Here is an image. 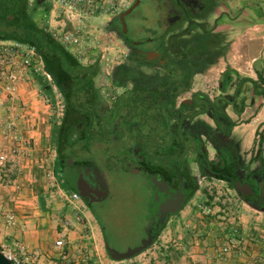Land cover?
<instances>
[{"label":"rangeland","instance_id":"374dc122","mask_svg":"<svg viewBox=\"0 0 264 264\" xmlns=\"http://www.w3.org/2000/svg\"><path fill=\"white\" fill-rule=\"evenodd\" d=\"M133 1L94 0L76 10H60L50 0H27L31 16L39 27L58 38L63 33L80 36L77 48L66 49L82 64L98 66L94 107L99 114L109 110L119 95L156 89L166 75L158 66L142 61L135 63L131 59L132 50L113 29L118 13ZM180 2L190 18L194 8L201 4L199 0L189 5ZM154 6L155 0H145L134 16L146 14L153 21ZM167 6L169 13L166 21L162 19L163 25L176 27L181 20L185 21L176 0L171 4L167 1ZM213 17L215 13L207 19L213 21ZM160 24L158 20V26ZM131 31L138 32V27L132 25ZM203 38L198 36L188 42L190 47L183 48V54L192 62L197 57L193 69L203 75L199 79V76L193 77L189 91H180L174 110L183 101L194 98L195 92L210 95L225 108L229 106L217 89L218 82H224V78L218 77L220 67L215 64V54H208L209 46H203ZM206 39L210 40V36ZM174 43L172 39V47ZM213 60L212 66L205 67V61L208 65ZM180 66L178 74L188 75L189 66ZM205 79H209V84ZM37 88L42 92L41 98H32L26 106L25 161L8 178H0V252L10 253L15 258L14 264H230L233 260L237 264H264V206L246 199L245 194L234 187L235 181L229 183L200 173L192 142L188 143L184 156L189 173L193 175V187L186 203L169 217L147 249L130 259L113 260L106 248L124 253L139 247L146 238L150 186L142 172L136 173L129 155H137L143 145L159 143V139L136 136L132 140L128 135H115L108 146L97 143L85 150L77 135H73L76 130L73 128L71 144L63 156L69 160L89 159L99 166L107 163L109 167L105 166L104 172L110 191L94 204L95 211L91 213L81 200L68 201L71 191L58 179L61 165L55 135L62 121L55 117V111L59 103L63 116L64 99L59 91L53 94L46 78H37ZM221 93H229L231 99H236L234 91H227L226 87ZM248 98L246 94L244 101ZM45 99L48 101L44 102ZM235 106L245 107L240 102L239 106L234 104V112ZM230 109H227L229 113ZM183 112L189 115L195 109L186 107ZM183 112L171 117L170 125H182ZM195 126L201 128L197 136L207 159L214 163L219 157L223 169L235 180L249 171L264 180L263 127L255 136L252 126L244 135L235 133L225 137L213 129L205 116L196 118ZM0 147L6 148L7 144L3 142ZM257 147L261 154L256 158ZM145 161L149 165L148 159ZM48 172L53 174L55 181L47 178ZM7 214L15 217L14 225L5 222ZM235 236L242 240L243 256L238 259L222 253V248ZM57 240L64 241L63 248H54Z\"/></svg>","mask_w":264,"mask_h":264},{"label":"flooded vegetation","instance_id":"af4514ba","mask_svg":"<svg viewBox=\"0 0 264 264\" xmlns=\"http://www.w3.org/2000/svg\"><path fill=\"white\" fill-rule=\"evenodd\" d=\"M137 1V7L132 9ZM156 1L160 4L156 3ZM167 1L169 2V4L174 2V0H155V6L152 8V14L154 15L155 19L151 21L150 17L146 14L141 16L138 14V16H134L135 10L139 9L145 2V0H134L128 7L118 13L114 21L113 29H115L120 39L124 43H126L132 50L131 59L135 63H141L139 61H142L153 66H158L166 75L169 72L180 73V68H182L180 65L187 64L189 66L187 67V69H189V73H193V79V77L199 73H196L193 69V66H196L195 61H197V57L194 59V62H192L189 56L183 54V48L185 46L186 48L190 47L188 45V42L194 41L196 37L203 36L206 40V36H208L209 33H213V28H211L210 30L207 28L206 20L208 15L213 12L216 0H199L201 4L194 8L192 18L187 17L184 5L180 2V0H176V6L182 10L183 19L185 21L181 20V22L177 24L176 27L173 26L170 28L167 25H163L162 20L165 19L166 21V17L169 13V6H167ZM182 1L188 5L193 3V0ZM123 14H125L123 16L124 25L120 26L119 18ZM158 20H160L161 22L159 26ZM215 20L216 18L212 21L213 26L216 24ZM132 25L138 27V32L134 33L133 31H131ZM204 38L202 40H204ZM172 39H175V46L173 47L171 45ZM204 63L206 64V61ZM166 75L163 77V79H165ZM221 88L222 86H220V82H218L217 89L220 95H222ZM190 89H188V91ZM154 90L155 89L151 91L137 92L141 93L142 95H149L152 97ZM132 92L134 91H131L129 93ZM128 94L121 97L120 95L116 97L113 101L112 107H110L109 110H106L105 112L99 114L94 107L97 96L96 93L94 102L92 104V112L96 115L97 118H101L104 115L108 114L112 110L114 105L120 104V102L126 99ZM60 95L64 99V107L66 109L65 98L61 92ZM193 96L194 98L189 101H183V103L179 105V108L176 109L177 111H179L181 109V105H185L184 108L187 107L189 109H195V115L192 118H190V116L194 113L184 115V112L181 111L183 112L182 125H170L169 123L171 117H178L180 113L172 114L170 118L167 119L168 130L171 131V135H181V139H178L176 137V143L174 142L176 144H174L176 146L174 149L178 151L176 152L177 154L175 153L173 155V157H177L175 158L176 162H156L157 164L152 163L153 167L151 168L152 165H148L145 159H142L141 156L137 157L138 160L136 159L135 163H132L129 160V162L134 165L136 173L142 172L150 186L149 198L150 201L152 200V202H149L148 204V225L146 228V236H152V231L158 229V227L161 225L163 226L169 219V217H171V215L176 214L179 211V209L186 203L188 197L190 196V192L193 187V175L189 173L188 163H186L187 161L184 160L185 151L189 146V142L195 144L194 149H196V152L194 155V159L200 173L204 174V176L206 177L215 178L213 172L214 169L220 172L223 170V166L219 157L214 163L210 159H207L206 151L204 150L203 146L201 145L202 142L197 136L201 134V128L199 126L193 127V124L196 118L205 116L212 123L213 129L218 131L214 118L212 116L216 115V118L219 120L222 116L221 113L214 112V109L216 107H220L225 113L226 108L224 106H221L218 101H214L210 95H205V93L195 92ZM205 106H207L206 112L203 114H197V112ZM125 113L126 110L123 114ZM64 115L65 111L61 119L62 122L64 119ZM225 115L227 116L226 113ZM135 119L138 120V118ZM154 120L155 119H149L150 123H152V126H154ZM229 120L231 121L230 118ZM82 128L83 122L75 126L76 130L73 133V135H77V140L81 143L82 141H80V134ZM175 128L177 129V131ZM143 130L133 135H158L157 133L151 132L149 130V126L148 129L143 128ZM114 135L130 134L124 131V129L119 128V130L115 131ZM161 142L162 141L159 139L158 144H161ZM200 150L202 154L199 153ZM259 150L260 148L257 147L256 158L261 154ZM134 155H136V153H134ZM205 165H208L211 172L204 169ZM105 166H107V169H109L107 163H103L102 166H99L89 159L70 160L69 165H61V182L65 184L66 189L71 191V193L77 194L79 200L83 202L85 208L91 211V213H94L95 211L93 207L94 204L98 201H101L105 197V194L110 191L109 184L106 180V174L104 172V170H107L105 169ZM150 170L156 171L154 174H150ZM225 172L223 171L224 175L227 174V172ZM235 182H237L239 187L241 188L244 186L248 187V190L246 191V193H244V197L246 199H248L252 203H256L257 205L264 206L263 179L261 180L259 176L251 174V172L249 171L242 174V176L238 180H235Z\"/></svg>","mask_w":264,"mask_h":264},{"label":"trees","instance_id":"16d2710c","mask_svg":"<svg viewBox=\"0 0 264 264\" xmlns=\"http://www.w3.org/2000/svg\"><path fill=\"white\" fill-rule=\"evenodd\" d=\"M0 40H14L35 48L42 59L45 72L65 98L64 119L57 135H55L59 164H70V160L63 156V152L71 144V131L81 122H83V128L80 141H82V147L85 150H89L97 143L109 145L115 136V131L122 128L130 134L128 136L132 140L136 136H140L143 138L155 137L162 141L161 144L143 145L137 154L143 156L145 160L148 159L149 165L155 162H176L175 158L177 157H173L178 152L174 149L176 147L175 136L181 139V135H171L167 119L172 114L181 112L172 108L180 91L190 89L193 73L181 76L176 72H169L158 88L154 90L152 97L134 91L129 93L120 104L114 105L108 114L97 118L92 112V104L97 93L95 79L98 76V66L82 64L50 33L39 27L31 16L27 0H0ZM184 107L185 105H181L182 111ZM125 110L126 113L123 114ZM206 110L207 106L201 108L197 114H203ZM214 112H219L222 116L220 120L216 118V115L212 116L218 131L228 137L234 124L220 107H216ZM194 115L195 113L190 118ZM149 119H155L154 126L151 125ZM148 126L151 132L158 135H133L141 132L143 128L148 129ZM199 153L202 154L201 150ZM137 155H129V160L135 163ZM204 169L210 171L208 165H205ZM155 171L150 170L149 173L154 174ZM223 171L225 172L224 169L221 172L214 169V177L229 183L235 181L229 172L224 175ZM58 179L61 180L62 176L58 175ZM161 226L152 231V242Z\"/></svg>","mask_w":264,"mask_h":264},{"label":"crops","instance_id":"0c3cea01","mask_svg":"<svg viewBox=\"0 0 264 264\" xmlns=\"http://www.w3.org/2000/svg\"><path fill=\"white\" fill-rule=\"evenodd\" d=\"M214 13L212 20L216 18V24L213 26L211 19L206 20L207 28L214 30L203 46H209L208 54H215V64L220 67L218 77L224 78L220 82L221 91L226 87L236 97L231 99L229 93H221L229 105L225 113L234 124L231 135H244L253 126L255 136L264 126V0H216L210 14ZM213 64L214 60L205 67ZM202 75L199 72L195 76L199 79ZM246 94L249 98L244 101ZM239 102L245 107L235 106L234 112L233 105L239 106Z\"/></svg>","mask_w":264,"mask_h":264},{"label":"built area","instance_id":"2783aa9c","mask_svg":"<svg viewBox=\"0 0 264 264\" xmlns=\"http://www.w3.org/2000/svg\"><path fill=\"white\" fill-rule=\"evenodd\" d=\"M50 1L60 10H76L80 6L94 3V0ZM51 35L65 49L67 47L75 49L81 43L77 33H63L59 38ZM78 54H80L79 50ZM40 76L48 80L53 94H58V89L45 72L42 59L35 48L14 40H0V146L3 142L7 144L6 148L0 147V178H8L25 161L26 113L28 112L26 106L32 98L42 96L41 90L37 88V78ZM47 105L45 107H48ZM55 117L62 119V106L59 103L56 104ZM262 132L261 135H264V126ZM46 176L49 180H56L51 172ZM51 186H54L53 182ZM68 201L74 203L79 201V198L77 194L71 193ZM4 219L8 225L15 224V217L12 214H7ZM63 246V240L54 243L55 249H61ZM241 246L242 240L235 236L222 248V253L238 259L243 256ZM3 255L14 264L15 258L10 253ZM230 264L237 263L233 260Z\"/></svg>","mask_w":264,"mask_h":264},{"label":"water","instance_id":"95a60500","mask_svg":"<svg viewBox=\"0 0 264 264\" xmlns=\"http://www.w3.org/2000/svg\"><path fill=\"white\" fill-rule=\"evenodd\" d=\"M138 5V1L134 4V6L132 7V9H134L135 7H137ZM131 12V11H129ZM128 12V13H129ZM126 13V14H128ZM125 14H123L120 18H119V22H120V26L124 25V19L123 16ZM234 187H236V189L240 190L243 195L244 193H246V191L248 190L247 186L244 187H239L237 182H234ZM154 195V194H153ZM152 202V200L150 201ZM152 243V238L150 235H147L146 238L141 242V245L139 247L133 248V249H129L124 253H117L113 250H110L109 248H106L110 257L115 260V261H121V260H125V259H130L138 254H140L142 251H144L145 249H147ZM0 264H11V262L0 252Z\"/></svg>","mask_w":264,"mask_h":264}]
</instances>
